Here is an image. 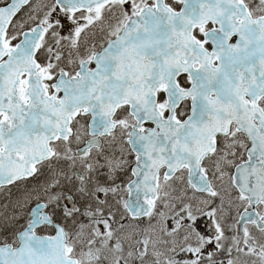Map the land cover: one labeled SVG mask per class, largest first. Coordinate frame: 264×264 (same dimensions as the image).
<instances>
[{"label": "snow or ice", "instance_id": "6c2138e0", "mask_svg": "<svg viewBox=\"0 0 264 264\" xmlns=\"http://www.w3.org/2000/svg\"><path fill=\"white\" fill-rule=\"evenodd\" d=\"M0 264H264V0H0Z\"/></svg>", "mask_w": 264, "mask_h": 264}]
</instances>
